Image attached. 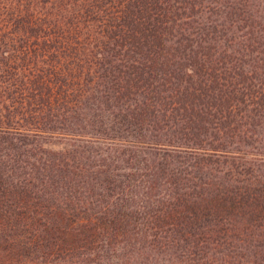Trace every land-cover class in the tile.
I'll return each mask as SVG.
<instances>
[{
    "label": "trees",
    "instance_id": "16d2710c",
    "mask_svg": "<svg viewBox=\"0 0 264 264\" xmlns=\"http://www.w3.org/2000/svg\"><path fill=\"white\" fill-rule=\"evenodd\" d=\"M0 264H264V0H0Z\"/></svg>",
    "mask_w": 264,
    "mask_h": 264
},
{
    "label": "rangeland",
    "instance_id": "374dc122",
    "mask_svg": "<svg viewBox=\"0 0 264 264\" xmlns=\"http://www.w3.org/2000/svg\"><path fill=\"white\" fill-rule=\"evenodd\" d=\"M44 146L50 150L60 151L63 150L69 142L66 138L58 136H45L41 139Z\"/></svg>",
    "mask_w": 264,
    "mask_h": 264
}]
</instances>
